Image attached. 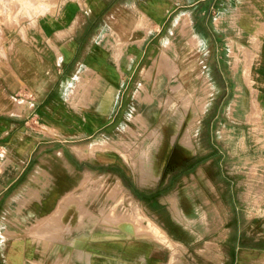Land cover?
Instances as JSON below:
<instances>
[{
    "label": "crops",
    "instance_id": "crops-1",
    "mask_svg": "<svg viewBox=\"0 0 264 264\" xmlns=\"http://www.w3.org/2000/svg\"><path fill=\"white\" fill-rule=\"evenodd\" d=\"M37 6L0 56V264H173L162 248L177 243L172 214L164 208V222L150 172L176 137L199 154L194 168L216 165L202 174L207 187L233 184V226L202 224L199 238L183 226L193 234L186 246L232 245L233 264H264V0ZM198 99L203 108L194 113ZM184 127L190 145L180 137ZM131 132H138L135 163L150 172L135 179L121 161L91 159V146L127 144ZM193 169L184 174L200 179ZM97 180L115 182L136 205L114 204V188L99 191ZM185 198L191 213L203 212L192 191Z\"/></svg>",
    "mask_w": 264,
    "mask_h": 264
},
{
    "label": "rangeland",
    "instance_id": "rangeland-1",
    "mask_svg": "<svg viewBox=\"0 0 264 264\" xmlns=\"http://www.w3.org/2000/svg\"><path fill=\"white\" fill-rule=\"evenodd\" d=\"M37 1L38 0H0L1 57L6 54L8 50V42L10 38L14 36V33H16V31H19L20 33V30L22 29L25 30V28L29 26L27 23L32 19H35L39 14L40 8L37 6ZM202 108L203 101L198 99L196 105H193V112L198 113L202 110ZM184 128L182 130H184ZM187 129L185 128L182 133L186 132ZM131 133H129L130 140H128V146L124 143V141L122 142L121 140H115V142L113 143V146L115 147L111 149V147H108L107 145V147H104L102 149L94 150L95 152L93 151L94 153L91 159L97 162L104 161L106 159L107 161H111L113 159V162H116L117 160L121 161L120 164L124 167L125 171H133V176L135 177V179H137V173L139 174L140 172H142V170H149L150 172L149 164L135 163L138 159V157L136 156V152L138 151V149L137 147H131V145L135 140V137L138 136V132H134L132 134ZM139 133H141V131ZM182 133L180 137L184 136V133ZM190 141L191 139H189V144L191 143ZM194 149L196 150V148H193L191 152H194ZM199 150L200 149L196 151ZM121 155L125 160L127 157V162L122 161ZM197 157H199V154H197ZM200 160L201 159L199 158V162H201ZM215 166L216 165L213 163H199L198 166L193 170L194 172H198V177H200V179L191 180L189 179V177H187L188 175L183 174L181 178L172 181L170 185H167L166 187L160 189L159 192H156V194H158L156 198L160 199V202L162 203V205H160V212H162V217L165 218L164 222L170 223L169 220H167V216L170 215L165 214L167 212L163 211V209L167 207L172 214L171 216L173 221L171 222L169 227L174 240L177 243H172L169 241L162 242V248L168 247L171 249V253L175 256L172 260L173 264H208L209 261H207V258L210 255H214L215 258H217V256L219 255L227 257V262H225L224 264H233L234 262L233 258L235 257L236 252L233 251L232 245H224V251L222 249L220 250L222 246L219 247L218 251L216 245L212 248L210 246L209 250L206 249V246L203 247L204 245L199 243L192 247L186 246V242H190L193 237V234L184 228L186 225L194 226V236L197 238L202 237V224L206 225L214 221L215 225H220V223H223L225 225L233 226V218L231 215L233 212L234 199L233 194L229 190H232V179H227L228 181H231L230 183L227 180L224 182L222 181V183H219L218 185L216 183H213V186H208L210 188L209 190L205 181L206 177H202V174L206 175L207 173H209L211 175L216 173L217 168ZM151 168L152 170L150 173H155L157 171L158 165L154 164ZM118 170L120 171L119 168ZM226 177H232V174L226 175ZM97 182L99 183V188L97 189L99 191L102 190L104 192L106 186L107 192L111 191V188H114L112 190V195L110 196L113 199L114 204H116L117 202L122 205L124 204V208H126L127 203L134 204L133 206L136 205V201H132V198L130 196L127 199L122 189L117 188V184L114 185L115 182H112L110 180L108 182H104V180H97ZM191 191L196 196V200H194V202L192 203L196 204L199 207L203 202L206 203H203L204 206L202 205L203 212H190L192 204H190V202H188L187 200H184L185 198H182V196H185V193H190ZM135 196L136 195H134V197ZM138 197L140 198L141 196ZM207 200L209 201V203L207 202ZM124 211L125 213H128V211ZM145 220L148 221V218L145 217ZM124 222L127 221L124 220ZM118 224L121 226V221ZM131 224H133V222L130 221L129 226H131ZM225 228H227V230L230 232L226 233V235H232V229L230 227ZM142 229L143 228H141V230ZM223 232L224 231L221 230L217 234L221 235ZM217 234H214V236L216 237Z\"/></svg>",
    "mask_w": 264,
    "mask_h": 264
},
{
    "label": "flooded vegetation",
    "instance_id": "flooded-vegetation-1",
    "mask_svg": "<svg viewBox=\"0 0 264 264\" xmlns=\"http://www.w3.org/2000/svg\"><path fill=\"white\" fill-rule=\"evenodd\" d=\"M165 150L167 156L165 158V162L162 163ZM167 150L168 149L159 151V154L156 156V160L154 162V164L158 165V168L154 173V190L151 192L154 191L155 194L156 192H159L160 189L170 185L172 181L177 180L181 175L188 172L190 169H193L196 165L195 162L199 161V157L193 156L184 151V146L178 141L177 137L173 146L169 149V151ZM142 192L143 191H140L139 195V193L134 190V194L137 196H144ZM151 192L149 193L152 194ZM183 197L185 198V196H182V198ZM184 200H186V198Z\"/></svg>",
    "mask_w": 264,
    "mask_h": 264
},
{
    "label": "bare ground",
    "instance_id": "bare-ground-1",
    "mask_svg": "<svg viewBox=\"0 0 264 264\" xmlns=\"http://www.w3.org/2000/svg\"><path fill=\"white\" fill-rule=\"evenodd\" d=\"M140 22H141V21H140ZM117 46H118V45H117ZM116 51H117V50H116ZM116 55H117V54H116ZM116 57H117V56H116ZM162 58H163V57H162ZM162 60H163V59H162ZM164 60H165V59H164ZM163 62H164V61H163ZM189 63H190V62H189ZM156 64H157V62H156ZM187 65H188V63H187ZM183 66H184V65H183ZM173 67H174V66H173ZM181 67H182V66H181ZM95 68H96V67H95ZM170 68H172V67H170ZM170 68H169L168 70H171ZM159 69H160V68H159ZM165 69H166V68H165ZM173 69H174V68H173ZM175 69H176V68H175ZM178 69H179V68H178ZM182 69H183V68H182ZM163 70H164V69H163ZM156 71H158V70H156ZM173 71H174V70H173ZM182 71H183V70H182ZM158 73H159V72H158ZM158 73H157V74H158ZM167 73H168V72H167ZM167 73H166V75H167L166 77H168V74H167ZM181 73H182V72H181ZM181 73H180V74H181ZM173 74H175V73L173 72ZM193 74H194V73H193ZM171 76H172V75H171ZM184 76H185V75H184ZM194 76H195V75H194ZM198 76H199V75H198ZM187 77H188V76H187ZM195 77H197V76H195ZM185 78H186V76H185ZM176 79H177V78H176ZM183 79H184V78H183ZM192 79H193V78H192ZM152 81H153V80H152ZM153 82H154V81H153ZM179 86H180V85H179ZM179 86H178V87H179ZM182 86H183V85H182ZM175 88H176V87H175ZM184 89H185V88H184ZM71 90H72V89H71ZM168 91H169V90H168ZM168 91H167V92H168ZM174 91H175V90H174ZM170 92H171V90H170ZM74 93H75V92H74ZM168 96H169V95H168ZM173 99H174V98H173ZM183 99H184V98H183ZM183 99H182V100H183ZM188 99H189V98H188ZM167 100H168V98H167ZM182 100H181V101H182ZM183 101H184V100H183ZM187 101H188V100H187ZM176 102H177V101H176ZM184 102H186V101H184ZM168 104H169V103H168ZM182 104H183V103H182ZM157 105H158V104H157ZM175 105H176V104H175ZM195 105H196V104H195ZM162 106H163V105H162ZM162 106H161V107H162ZM165 106H166V104H165ZM186 107H187V106H186ZM184 108H185V105H184ZM198 108H199V107H198ZM166 110H167V109H166ZM160 111H161V110H160ZM103 112H104V111H103ZM168 114H169V113H168ZM192 121H193V120H192ZM192 121H191V122H192ZM161 124H162V123H161ZM190 126H191V124H190ZM164 127H165V126H164ZM83 128H84V127H83ZM155 130H156V129H155ZM155 135H156V134H155ZM148 138H149V137H148ZM151 140H152V138H151ZM180 140H181V139H180ZM182 141H183L184 143L190 145V144H189V135H188V132H187V131L185 132V134H184V136H183V138H182ZM169 144H170V143H169ZM93 145H94V144H93ZM107 145H108V147H111V145H109V144H96V145L90 147V151L93 152L94 150L102 149V148H104V147H107ZM188 145H187V146H188ZM112 148H113V147H111V149H112ZM75 151H76L77 155H79V156H83V154H84L83 151H82L81 149H79V148H76ZM87 151H88V150H87ZM88 152H89V151H88Z\"/></svg>",
    "mask_w": 264,
    "mask_h": 264
}]
</instances>
